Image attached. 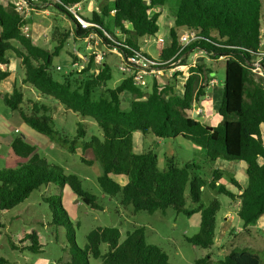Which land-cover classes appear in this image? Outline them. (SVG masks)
Returning a JSON list of instances; mask_svg holds the SVG:
<instances>
[{
  "label": "trees",
  "instance_id": "obj_1",
  "mask_svg": "<svg viewBox=\"0 0 264 264\" xmlns=\"http://www.w3.org/2000/svg\"><path fill=\"white\" fill-rule=\"evenodd\" d=\"M84 1L41 0L67 13L74 21L65 6L73 7ZM105 1L103 16L94 13L90 21L94 26L88 29L78 27L77 36L85 38L93 34L101 38L103 45L118 48L124 58L140 55L152 60L137 40L155 36L160 31L163 13L155 11V8L162 7L171 13L174 25L170 29L169 44H164V40L158 41L157 60L160 63L185 56L193 50H204L212 59L226 60L224 94L218 110L222 121L210 126L193 116V106L207 95V85L213 75L211 69L200 63L192 68L197 74L187 80L182 94L177 93L175 84L160 85L157 81H154L151 93L147 94L131 78H125L117 88L96 97L104 84L113 78L107 63L97 73H90L89 67L82 72L70 71L62 75V81L57 80L52 70L65 41L61 40L53 51L35 45L23 33V17L15 10L16 7L0 3V84L11 76L4 67L11 65L8 53L13 52L25 68V84L32 85L43 97L56 100L67 110L94 120L103 132V139L93 136L87 140L84 123H79L77 137L69 139L56 130L49 106L36 102L28 109L23 108L25 95L17 86L4 96L5 104L18 111L32 129L71 153L80 149L85 155L91 151L102 169L98 181L103 192L110 197L121 195L122 204L132 206L134 212L165 214L173 209L187 216L200 212V232L188 241L207 250L215 246L217 214L222 210V204L214 200L208 206L192 209L188 207L186 192L189 190L193 204L202 202L207 186L234 200L236 193L221 183L223 171L215 169L212 179L208 180L198 173L200 165L188 162L179 167L174 157H168L166 168L161 170L155 151H135L134 135L140 132L143 136L152 134L158 139L183 137L201 148L211 162H242L246 165L247 185L244 187L236 177H230L231 184L242 192L237 215L245 228L256 226L264 217V81L256 79L252 64L259 59L264 40V0ZM29 2L34 4V0ZM103 17L125 37L112 32L109 22L105 23ZM186 31L196 32L198 37L179 53L182 49L180 32ZM262 66L264 68V60ZM125 93L133 96L129 110L122 108ZM11 148L19 166L0 169V229L3 227V212L25 202L43 186H68L86 205L103 209L98 198L84 189L77 175H67L62 168L49 165L34 144L17 137ZM83 160L88 164L94 163ZM116 176H122L125 183L117 181ZM45 201L54 210L55 224L71 222L60 197L50 196ZM27 238L31 241L28 252L40 253L42 247L37 233L32 232ZM121 239L120 228L92 230L84 248L74 242L71 260L66 264H91V258L101 259L103 264H171L163 249L147 242L144 227L128 232L123 242ZM103 244L108 246L106 253L102 251ZM0 264H9V261L0 258ZM196 264H264V256L248 248H235L218 262L208 255L198 259Z\"/></svg>",
  "mask_w": 264,
  "mask_h": 264
},
{
  "label": "rangeland",
  "instance_id": "obj_2",
  "mask_svg": "<svg viewBox=\"0 0 264 264\" xmlns=\"http://www.w3.org/2000/svg\"><path fill=\"white\" fill-rule=\"evenodd\" d=\"M16 1L0 0V3L5 6L11 4L16 6ZM106 2L105 0H85L72 9L83 18L92 21L94 13L103 16L102 8ZM155 11L163 13L160 31L155 36L142 37L137 40L142 50L152 60L158 59V41L164 40L166 45L171 41L169 33L174 25V18L167 9L157 7ZM20 14L24 19L23 31L35 45L53 51L61 43V40L65 41L59 57L55 59L52 70L57 80L62 81V75L73 71L76 63L80 65L78 72L90 67V73L99 72L103 64L107 63L112 69L113 78L105 83L103 89L96 94V97H99L107 90L117 88L125 78H128L122 70L124 58L121 51L118 48L103 45L100 37L84 38L77 36V21L70 18L67 13L50 3L34 0V4ZM103 19L105 23L109 22L107 18L103 17ZM109 25L110 30L117 36L125 37L121 32L115 30L112 22H109ZM183 33L180 32L181 35ZM8 55L11 59V65L4 67V69L9 70L11 76L7 81L0 84V169L19 166L18 159L12 152L11 139L30 136L28 133L29 125L25 123L20 113L7 106L3 99L6 94L13 91L15 86L24 92L23 108L28 109L36 102L49 106L51 115L55 120L56 130L67 135L69 139L73 140L77 137L79 123L85 125L87 140L93 136L103 139V132L94 120L83 118L79 114L67 110L56 100L43 97L32 85L25 84V68L21 60L13 52H9ZM184 61L189 64L193 63L194 60L190 59V55L185 54ZM203 63L202 65L207 69L209 67L213 70L214 75L210 77V80L215 79L217 81L215 85L218 84L219 91L216 94V89L211 90V87L207 89V92L211 90L209 96L205 97L206 101H210L207 102L210 103L208 104L210 109L205 110L199 102L194 105L193 113L196 112L194 110L203 109L202 112L204 115L206 113V119L213 115L219 124L222 121L218 110L224 94L226 60L207 61V66ZM163 74L157 80L150 79L149 86L143 90L150 94L154 81H157L160 85L175 84L178 94L185 91L188 79L181 73L172 75L169 68H166ZM132 100L133 96L129 93L122 96L123 110L130 109ZM196 119L204 122L202 116H198ZM16 129L20 132H16ZM31 131L34 137L28 138L35 142L41 158L45 159L49 165L62 168L67 175H77L81 179L84 189L98 198V203L103 209H94L86 205L68 186L65 188L56 185L43 186L40 190L33 192L25 202L2 214L0 258L7 259L9 264H66L71 260L70 251L74 242L78 247L84 248L88 234L99 227L120 228L122 231L121 242L125 240L128 232L144 227L147 242L163 249L168 254L171 264H196L198 259L208 255L212 257L214 262H218L235 248H248L250 251L264 256V226L260 227L264 220L260 221L256 227L245 228L237 215V210L241 204L239 195L242 192L238 191L230 182V177L235 175V169L238 167L236 162L225 160L211 162L207 159L205 152L183 137L167 138L159 142L160 140L152 134L143 136L137 132L134 135L135 151L137 153L148 150L155 151L159 158L158 165L161 170L166 168L167 158L174 157L179 167H184L188 162H195L200 165L201 169L198 173L208 180L212 179L215 169L223 171L224 177L221 183L226 184L230 190L236 193L237 198L234 200L211 190L207 186L203 191L202 202L193 204L189 190L186 192L189 208L197 209L201 205L208 206L214 200H219L222 204V210L217 214L215 246L213 249L207 250L195 247L188 241V238L194 237L200 232V212H196L192 216L178 214L173 209H169L165 214L161 212L150 214L144 211L136 213L132 206L122 204L121 195L110 197L103 192L98 181L102 169L99 162L95 161L91 151L85 155L80 149L77 153H71L48 136L33 129ZM83 158L94 163L88 164L84 162ZM244 175L245 173L241 172L239 177L243 179L241 184L246 186ZM116 179L123 184L126 181L122 176H116ZM50 196L60 197L71 221L67 225L54 223V210L51 204L45 201V198ZM227 215H229V221L226 220ZM62 220L66 222L65 218ZM32 232L37 233L42 247L38 254L30 253L27 250L31 245V241L27 237ZM102 251L103 253L108 251L106 244L102 245ZM90 263L103 264V261L91 258Z\"/></svg>",
  "mask_w": 264,
  "mask_h": 264
},
{
  "label": "built area",
  "instance_id": "obj_3",
  "mask_svg": "<svg viewBox=\"0 0 264 264\" xmlns=\"http://www.w3.org/2000/svg\"><path fill=\"white\" fill-rule=\"evenodd\" d=\"M30 5L31 4L29 0H17L15 7H16V10H18L20 13H23L29 9ZM77 5L73 7L65 6L66 9L72 14L74 19L77 21V26L81 27L82 29H88L90 27H93L94 25L90 23V21L83 18L81 15H79L77 12H75L72 9L76 7ZM114 12L115 11H113V13ZM23 33L27 35L24 31ZM91 36L94 37L95 35L91 34L88 37H91ZM197 37L198 36L196 32H193V31L184 32L180 37V43H181L182 49L179 53H182L187 47L192 45L197 40ZM159 41H163V40H159ZM261 47H262V50L260 51L259 59L252 64V71L255 74V77L257 80L264 81V68L262 66V61L264 60V40L261 44ZM192 52H196V55L197 54L207 55L211 57V55L208 54L204 50H193ZM196 55L194 57L196 59L192 58V60H194L193 63H189V64L184 63V56H181V55L177 59H172L164 63L163 62L160 63L158 60H148L146 58L141 57L140 55H133L128 58H124L122 55V57L124 58V64H123L122 70L127 75L128 78H131L133 80V83L137 87L146 88L149 86V80L152 78L157 80L159 77L163 76L164 70L166 68H169L172 75L181 73L187 79H189L192 75L197 74L196 72L192 71V68L196 67V65L199 62V57ZM58 68L61 69V67H58ZM79 69H80V65L78 63L74 64V70L78 71ZM215 83H217L215 79L210 80L207 85V89L214 86ZM194 111H196L194 113H196L197 117L203 115L202 110H199V111L194 110ZM194 113H193V116H194ZM16 132H19V130H17Z\"/></svg>",
  "mask_w": 264,
  "mask_h": 264
},
{
  "label": "crops",
  "instance_id": "obj_4",
  "mask_svg": "<svg viewBox=\"0 0 264 264\" xmlns=\"http://www.w3.org/2000/svg\"><path fill=\"white\" fill-rule=\"evenodd\" d=\"M186 55H190V59H192V58H194L195 57V55H196V52H194V53H192V51H190V52H188ZM196 56H198L200 59H199V61L201 62V64H202V62H204L203 64H205L206 66H207V61L209 62H211V61H213V60H215V59H212L211 57H209V56H207V55H196ZM189 57V56H188ZM219 60H221V59H219ZM199 62V63H200ZM209 68V67H208ZM209 69H211V68H209ZM212 70V69H211ZM213 71V70H212ZM213 75H214V72H213ZM213 75H212V77H213ZM217 85L218 84H216V85H214V86H212L211 87V90H214V89H216L215 91H216V94H217V91H219V88H217ZM211 90H209V91H211ZM209 91L207 92V95L205 96V97H207V96H209ZM180 94V93H179ZM205 97L203 98V100L201 101V105H202V107L205 109V110H209L210 109V106L208 105V104H210V103H207V102H210V101H206L205 100ZM197 104V103H196ZM195 105V104H194ZM194 107V106H193ZM203 110V109H202ZM205 115H206V113H205ZM205 115H204V113H203V115H202V117H204V122L203 123H205V124H207V125H210V126H216L217 125V121L215 120V118L216 117H213V115H210L207 119L205 118ZM26 123V122H25ZM30 127V126H29ZM18 129H16V131H17ZM32 128L30 127V129H29V131H28V133L30 134V136H32V137H34V135L33 134H31L32 133ZM34 130V129H33ZM20 132V131H19ZM30 136H28V137H30ZM27 136H24V137H22V138H24L26 141H28V142H30L31 144H34L35 142H32L29 138H28ZM15 138H13V139H11V142H10V145L12 144V142H13V140H14ZM158 139V138H157ZM160 141L159 142H161V140H163V139H159ZM35 145V144H34ZM36 146V145H35ZM199 149H201V148H199ZM202 150V149H201ZM203 151V150H202ZM204 152V151H203ZM237 164H238V167L235 169V175H234V177H236L237 179H239L238 181L240 182V184L241 183H243V179H240V177H239V175H240V173L241 172H244L245 173V179L244 180H246V185H247V183H248V178H247V175H246V165L244 164V163H242V162H236ZM242 185V184H241ZM243 186V185H242ZM245 187V186H244ZM238 211V210H237ZM229 215H227V217H226V220L227 221H229V217H228ZM264 220V217L260 220V221H263ZM260 223H258L257 225H259ZM264 223H262V225L260 224V227L262 228V226H264L263 225ZM256 225V226H257ZM256 226H254V227H256ZM249 228H252V227H249Z\"/></svg>",
  "mask_w": 264,
  "mask_h": 264
},
{
  "label": "water",
  "instance_id": "obj_5",
  "mask_svg": "<svg viewBox=\"0 0 264 264\" xmlns=\"http://www.w3.org/2000/svg\"><path fill=\"white\" fill-rule=\"evenodd\" d=\"M194 117H195V118L197 117L196 113H194Z\"/></svg>",
  "mask_w": 264,
  "mask_h": 264
}]
</instances>
